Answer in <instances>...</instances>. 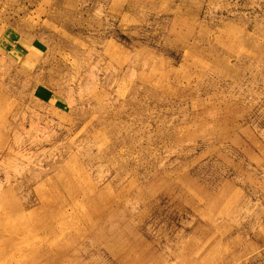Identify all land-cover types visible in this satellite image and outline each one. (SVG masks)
Segmentation results:
<instances>
[{
  "label": "rangeland",
  "instance_id": "obj_1",
  "mask_svg": "<svg viewBox=\"0 0 264 264\" xmlns=\"http://www.w3.org/2000/svg\"><path fill=\"white\" fill-rule=\"evenodd\" d=\"M0 264H264V0H0Z\"/></svg>",
  "mask_w": 264,
  "mask_h": 264
},
{
  "label": "crops",
  "instance_id": "obj_2",
  "mask_svg": "<svg viewBox=\"0 0 264 264\" xmlns=\"http://www.w3.org/2000/svg\"><path fill=\"white\" fill-rule=\"evenodd\" d=\"M24 211H26V208H24L23 209ZM19 216H17V218H18ZM42 224H44V223H42L41 221L40 222H37V224H35L34 225V231H40V229H44L45 231H47L48 230V228H43L44 226H42ZM52 229H50V231H51ZM52 232H53V230H52ZM76 253L75 254H77L78 253V250H74ZM73 252V251H72ZM142 259H143V257H142Z\"/></svg>",
  "mask_w": 264,
  "mask_h": 264
},
{
  "label": "bare ground",
  "instance_id": "obj_3",
  "mask_svg": "<svg viewBox=\"0 0 264 264\" xmlns=\"http://www.w3.org/2000/svg\"><path fill=\"white\" fill-rule=\"evenodd\" d=\"M57 203V202H56ZM21 207V206H20ZM25 207H24V205L20 208L21 210L22 209H24ZM16 211H20V210H16ZM12 216H14V217H17L18 215H17V213L16 212H14V214H13V212H12V214H11V217L10 218H12ZM54 225V224H53ZM76 253V252H75Z\"/></svg>",
  "mask_w": 264,
  "mask_h": 264
}]
</instances>
